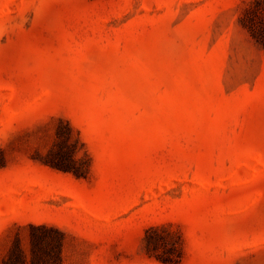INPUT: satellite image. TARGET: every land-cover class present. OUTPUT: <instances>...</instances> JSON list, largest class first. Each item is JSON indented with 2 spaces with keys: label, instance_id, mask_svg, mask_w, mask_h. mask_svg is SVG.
Listing matches in <instances>:
<instances>
[{
  "label": "rangeland",
  "instance_id": "1",
  "mask_svg": "<svg viewBox=\"0 0 264 264\" xmlns=\"http://www.w3.org/2000/svg\"><path fill=\"white\" fill-rule=\"evenodd\" d=\"M32 224L63 264H165L152 227L264 264V0H0V264Z\"/></svg>",
  "mask_w": 264,
  "mask_h": 264
},
{
  "label": "trees",
  "instance_id": "2",
  "mask_svg": "<svg viewBox=\"0 0 264 264\" xmlns=\"http://www.w3.org/2000/svg\"><path fill=\"white\" fill-rule=\"evenodd\" d=\"M65 245L66 234L61 229L32 224L25 239L20 233L16 235L3 264H63ZM144 248L150 257L165 264L181 262V240L176 235H166L163 228L152 227L146 232Z\"/></svg>",
  "mask_w": 264,
  "mask_h": 264
}]
</instances>
